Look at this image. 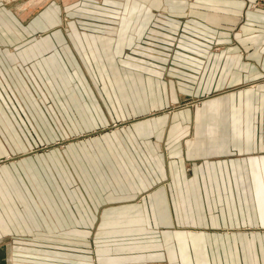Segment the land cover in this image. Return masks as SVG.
<instances>
[{
    "label": "crops",
    "instance_id": "crops-1",
    "mask_svg": "<svg viewBox=\"0 0 264 264\" xmlns=\"http://www.w3.org/2000/svg\"><path fill=\"white\" fill-rule=\"evenodd\" d=\"M253 1L111 0L94 6L104 22L46 13L55 30L28 45L16 27L1 35L0 10V157H16L0 165V264H264ZM84 72L103 101L81 96ZM34 83L64 91L71 126L52 119V139L155 114L29 154Z\"/></svg>",
    "mask_w": 264,
    "mask_h": 264
},
{
    "label": "rangeland",
    "instance_id": "rangeland-1",
    "mask_svg": "<svg viewBox=\"0 0 264 264\" xmlns=\"http://www.w3.org/2000/svg\"><path fill=\"white\" fill-rule=\"evenodd\" d=\"M110 2L111 0H0V10L2 17L1 31L4 32H1V35L3 36L4 34H9L7 31L8 27H16V32L18 33V35L24 36L26 45L29 44V41H37L39 38L46 36L47 32L55 30V28H46V13L49 14L52 18L54 17L55 19L58 14V17L63 25H66L67 21H77L80 24H87L96 20H101V22H104L103 16L105 13L103 11H95L94 6L100 4L105 5L106 3ZM263 5L264 0H256L253 1V3H250L249 7L260 8ZM96 15H101V17ZM110 17L111 15L109 13V18ZM24 46L25 45L23 44H18L17 50H21L22 48H24ZM217 48L218 45H215L214 49ZM83 76V80L78 81L76 79L77 81H75L77 86H79L81 96H83L86 101H90L95 99L93 97L94 95L96 99H98L99 101H103V93L94 91L91 93V91H89V88L93 83L90 76H88V74L85 72L83 73ZM33 85L34 96L36 97V95H43V101L41 102L40 98L36 101V103L34 101L32 106L31 123H27L28 126H26L27 130H30L32 135V140L30 142L28 150L29 154L48 153V150L50 149L63 148L65 145L70 143L71 140L86 138L103 132H112L115 129L117 130L122 126L127 125V123L130 124L131 122L142 119L145 116H153L155 114L151 112L147 115L132 116L126 121L118 120L110 124H104L100 127L92 128L83 133L72 134L62 140L52 139V137H54L52 131L55 130L54 128L56 125H54L52 119L56 120L57 125L62 126V128L66 129L67 131L70 130L69 126H71L70 124H67L65 120V112H67V109L62 106V103L64 102L62 99V94L64 92L63 90H61L62 85L51 83L50 89L53 88L54 90H49V92L47 93L45 91H41V87H43L42 85L36 83H34ZM44 95L47 96L46 100ZM207 96L209 95H203V97H198L197 99L184 100L180 104L193 105L196 102H199L200 100L206 98ZM171 104L172 105L156 113H171L172 109L177 107V105H173V103ZM40 109L45 113V117L41 116ZM45 118L49 120V124L43 121ZM73 131L74 130L70 132ZM14 160H16L15 156H2L0 157V165L3 163H9ZM150 264L164 263L154 262Z\"/></svg>",
    "mask_w": 264,
    "mask_h": 264
}]
</instances>
